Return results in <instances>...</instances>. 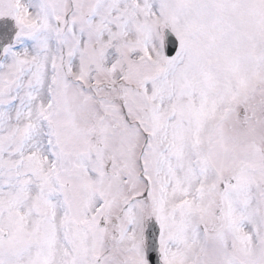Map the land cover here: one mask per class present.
<instances>
[{
  "label": "snow or ice",
  "instance_id": "1",
  "mask_svg": "<svg viewBox=\"0 0 264 264\" xmlns=\"http://www.w3.org/2000/svg\"><path fill=\"white\" fill-rule=\"evenodd\" d=\"M0 264H264V0H0Z\"/></svg>",
  "mask_w": 264,
  "mask_h": 264
}]
</instances>
